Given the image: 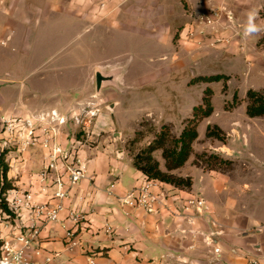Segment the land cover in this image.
<instances>
[{
    "label": "rangeland",
    "instance_id": "1",
    "mask_svg": "<svg viewBox=\"0 0 264 264\" xmlns=\"http://www.w3.org/2000/svg\"><path fill=\"white\" fill-rule=\"evenodd\" d=\"M88 1V14H81L79 4L60 2L57 11L74 14H55L50 39L32 47L33 38L27 36L24 49L14 42L8 48L0 44V116L14 119L61 112L68 120L61 143L69 148L71 137L80 142L77 153L85 159L87 170L98 153L113 164L135 168L134 157L161 133L166 132L164 146L169 150L184 128L196 130L189 159L171 174L191 179L192 187L181 190L209 204L215 226L208 216L199 219L200 224L221 229L222 215L214 205L223 209L225 201L231 200L238 208L241 202H251L256 197L257 174H264V134L253 130L264 126V117L247 114L250 91L264 98V3L123 0L114 7L108 0ZM253 13V23L261 31L245 37ZM80 16L87 21L82 30L74 19ZM97 72L114 74L115 82L98 92ZM215 76L222 79L203 81ZM204 99L213 109L208 118L203 117ZM195 107L202 109L194 119ZM91 112L97 113L91 116ZM75 117L83 122L76 124ZM6 154L7 186L32 191L47 164L46 153L38 147L22 151L13 144ZM152 157L167 172L163 149L155 150ZM89 182L95 185L94 180ZM211 187L215 190L209 198ZM188 196L177 201L185 221L189 214L181 204ZM166 197L169 204L173 196L167 193ZM219 232L204 235L213 239L209 246ZM220 261L215 256V263Z\"/></svg>",
    "mask_w": 264,
    "mask_h": 264
},
{
    "label": "crops",
    "instance_id": "2",
    "mask_svg": "<svg viewBox=\"0 0 264 264\" xmlns=\"http://www.w3.org/2000/svg\"><path fill=\"white\" fill-rule=\"evenodd\" d=\"M122 1L107 2L109 6L115 7ZM239 1L264 3V0ZM60 2H65L68 6L79 4L81 14H88V0H0V38L10 37L4 47L8 48L14 42L19 49H24L26 40H29L27 36L33 38L32 47L35 42L50 39L57 21L55 14H74L71 11H57ZM125 17L121 16L122 19ZM78 18H74L77 20L75 24L82 30L87 25L86 17ZM70 19L72 21L73 18ZM71 21L66 23L68 29ZM63 22L65 23L64 20ZM253 130L257 134H264V126H257ZM112 162L107 155L101 153L93 158L89 165V178L74 190L75 196L82 200L76 199L74 204L67 205L60 223L42 227L40 241L45 252L42 257L31 256L35 263L251 264L250 261L255 259L258 264H264V174L261 171L256 177V197L251 202H241L238 208L232 206L231 200L225 201L223 209L214 205L216 213L223 216L220 218L218 215L221 229H215L210 224L202 225L199 221L190 226L179 216L177 201L191 193L158 181L150 182L173 196L161 214L150 215L142 208L120 206L119 197L149 180L133 166L124 167ZM89 180H94L95 187L90 186ZM33 183L32 192L38 202L55 203L50 190L42 192L39 182ZM112 185L114 186L111 187ZM213 190L212 187L207 190L209 198L213 195ZM74 206L82 215L77 228L80 245L69 251L66 248L65 233L66 228L74 226L70 220V209ZM234 211H239L240 214ZM217 230L221 232L214 236V246L211 247L206 244L204 235L214 234ZM189 231H194L193 235ZM213 248H220L222 251V258L218 263H215ZM48 254L53 260L45 263L44 257Z\"/></svg>",
    "mask_w": 264,
    "mask_h": 264
},
{
    "label": "built area",
    "instance_id": "3",
    "mask_svg": "<svg viewBox=\"0 0 264 264\" xmlns=\"http://www.w3.org/2000/svg\"><path fill=\"white\" fill-rule=\"evenodd\" d=\"M9 39L0 40V44L5 46ZM96 113L91 112L90 115L95 116ZM75 121L76 124L83 122L79 117H75ZM67 123L66 116L57 110L30 113L14 119L7 115L0 116V264H37L31 256L42 257L45 252L40 241L42 227L60 223L67 205L74 204L76 199L82 200L75 196L74 190L89 178L87 164L77 153L80 142L76 138H69V148L61 143ZM88 126L89 122H84V127ZM13 144L22 151L38 147L46 153L47 164L39 172L38 180L42 192H52L54 204L38 202L32 191L22 190L16 184L7 186L9 178L4 171L3 161L7 163L6 153ZM118 203L122 207L142 208L147 214L157 215L166 210L167 197L161 188L146 181L119 197ZM181 210L189 214L186 221L192 225L199 219L206 220L208 216L215 226L216 221L209 216V204L196 194L188 196L181 204ZM81 219V211L72 207L70 220L74 226L65 227L66 248L69 251L80 245L77 228ZM212 240V237L205 238L207 245H212ZM213 254L217 259L222 258L220 248H213ZM44 259L45 263H50L53 257L48 254ZM252 264H258V260H253Z\"/></svg>",
    "mask_w": 264,
    "mask_h": 264
},
{
    "label": "trees",
    "instance_id": "4",
    "mask_svg": "<svg viewBox=\"0 0 264 264\" xmlns=\"http://www.w3.org/2000/svg\"><path fill=\"white\" fill-rule=\"evenodd\" d=\"M221 79V76H215L203 78V81L218 82ZM248 98L251 101L247 108L248 116L250 118L264 117V98L259 93L253 91L248 93ZM204 100L206 110L204 111L203 117L208 118L211 116L213 109L210 101ZM201 109V107L194 108V119L197 117L195 113H198ZM165 133H161L159 139L151 144L148 149L134 157V166L138 171L142 172L149 181H158L179 189H190L192 187L191 179L176 177L171 173L180 169L187 162L191 153L192 144L197 139L198 134L196 130H191L188 127L184 128L180 137L174 140V149L167 150L164 146ZM158 149H163V158L166 162L165 167L167 172L162 171L159 163L152 157V153Z\"/></svg>",
    "mask_w": 264,
    "mask_h": 264
},
{
    "label": "water",
    "instance_id": "5",
    "mask_svg": "<svg viewBox=\"0 0 264 264\" xmlns=\"http://www.w3.org/2000/svg\"><path fill=\"white\" fill-rule=\"evenodd\" d=\"M115 82V75L110 74L108 76L103 75L101 72L96 74V86L97 91L100 92L105 85L113 84Z\"/></svg>",
    "mask_w": 264,
    "mask_h": 264
},
{
    "label": "clouds",
    "instance_id": "6",
    "mask_svg": "<svg viewBox=\"0 0 264 264\" xmlns=\"http://www.w3.org/2000/svg\"><path fill=\"white\" fill-rule=\"evenodd\" d=\"M253 20H254V13L249 15L248 25L246 26L244 31L245 37L256 34L259 31H261V29L253 23Z\"/></svg>",
    "mask_w": 264,
    "mask_h": 264
}]
</instances>
